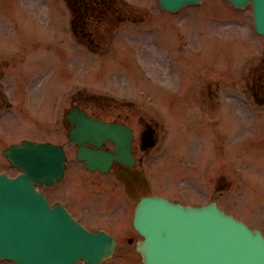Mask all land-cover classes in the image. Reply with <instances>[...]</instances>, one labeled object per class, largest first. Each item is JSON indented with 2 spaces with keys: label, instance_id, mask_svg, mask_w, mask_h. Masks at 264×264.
Masks as SVG:
<instances>
[{
  "label": "rangeland",
  "instance_id": "rangeland-1",
  "mask_svg": "<svg viewBox=\"0 0 264 264\" xmlns=\"http://www.w3.org/2000/svg\"><path fill=\"white\" fill-rule=\"evenodd\" d=\"M123 1L127 3L125 9H127V11L132 12V13L131 12L128 13L130 17L137 18L139 14H143V15L147 14L148 20H146L143 24L138 26L136 29L134 30L132 29V33L135 35V37L139 35L143 27L147 25L155 26L153 32L150 33V35L141 34L138 38L144 41V47L148 48L149 51L157 50L158 48L156 46L165 45L169 47L170 50H167V51H169L170 54L173 56L175 55L173 52L178 51L179 48L177 46L180 43L184 42L181 48L185 49V52L187 53L191 47H194L193 45H195L197 48H200L199 45H202L203 47L213 46L214 48L222 47L227 44V43L221 44L222 38L225 37L223 39L224 41L226 37H229L228 42H230L232 39L234 46H232L231 49L227 52L228 56L226 57V59H229L228 61L224 60V56H222L220 51L212 50L208 52V54L212 55L214 58H216L221 63V67L224 70L222 72V75L229 77L228 71L224 69L222 62L229 63V64L234 63L238 52L239 53L242 52L241 49L243 48L240 45L244 43L249 44L248 53H250V57L247 58L245 69L254 75L264 74V73L259 72V71H262V63H258L264 59V40H260L252 32V21L250 20V15H249L250 12L247 15L239 16V15H236L227 5L222 3V0H209V4L205 8H202L199 10L196 9V11L194 12H192L193 10L188 13L186 12L184 16L182 15L181 16H170V15L167 16L163 12L159 11V7L154 0H123ZM222 6L226 7L228 11L229 10L231 11V14L230 12L227 14L228 16H230L229 22H225L223 18H219L218 20H216L215 18V15L220 16L218 12L220 10L222 11ZM118 8H120L119 5H118ZM58 17L65 20L66 12L62 10L60 13H58ZM115 17L116 19L119 18L121 20H124L123 16L121 15H115ZM186 22L192 25L195 28V30H192L186 24ZM58 24H60V19L58 20ZM166 28L170 31V33H165ZM125 31H130V29H121L117 34V36L118 35L119 36L116 38L115 41H113V43L123 40L124 35L122 34ZM217 34L220 35V38H216ZM162 38L167 39L168 42ZM135 44L137 45L136 42ZM127 45L129 44L127 43ZM65 46H68V43H66ZM126 53H133V50L120 47L118 48L116 54L121 55L120 57L122 59L118 61V60H114L112 57L110 60L111 62L108 60L107 62L108 64H111V63L114 64V66L120 70V75L116 77L117 81L121 82L124 86H130L134 88L136 93H140L139 95H135V97H131L130 99L133 101L138 99L137 100L138 105H136V107L137 106L140 107V112L141 113L145 112L146 113L145 115L148 118L151 116H155V112L153 108L149 107L146 103H144L143 102L144 100L141 97V94L143 93L144 88H142V86L140 87V89H137L135 87L139 84V82L136 83L134 81L135 79H139L137 68L134 63L135 59H133L132 61L131 55H127L125 57L124 54ZM144 53H147V52L144 51ZM137 58L138 59L141 58L143 60L142 55L141 56L138 55ZM87 61L88 62L90 61V63L86 66V69L88 67L93 66L94 64H97L95 59L89 56L87 57ZM103 61L104 60L102 59V63ZM218 61H215V64H218ZM130 62H132L133 67H130ZM160 64L161 65L159 67L153 64L154 69L157 72H159L160 69H164L165 66L163 65L165 64V58L163 60V58L161 57ZM254 66H258L259 68L257 70H254L253 68H251ZM209 68H214V66L211 65L209 66ZM125 69L127 70L125 72V77H124L122 74H123V70ZM108 73L110 74V70L108 71ZM103 75L104 76L107 75V72H104ZM243 76L244 75H242L241 78L236 76L230 79V82H229L231 84L230 91L237 90L238 86L235 83L236 81H240L239 83L243 84V86L245 85ZM242 78H243V81H242ZM76 79L82 80L80 77L72 78L71 79L72 85H70L71 90L75 89L77 91L78 88L83 89L84 86H76V85H80L79 83H76L75 85ZM85 80L89 82V87L92 88V89L88 88L90 90L85 91L86 95L91 96L94 93H99L101 91H104V93L107 94L105 92V84H106L105 82L101 84H96L94 86L91 83V80H88V79H85ZM117 84L119 85V83ZM249 84L247 83V88L249 92L254 93L256 89L258 90L257 85H254V84L249 85ZM115 91L120 93V97H117V100H122L120 98L128 97V94L123 93L121 90L117 88H115ZM68 94H74V93L67 92V95ZM151 94L152 92L148 91L146 93V96L151 95ZM97 96L95 97L92 96L89 98H91L94 101H97V100L102 101V100L97 99L99 98ZM167 98L171 102L176 100V98H173L171 95H167ZM179 99L180 98H177V100ZM184 99L186 100V103L182 104V107L180 108L182 113L178 112V119L184 118L185 119L184 121H187V122H191L192 120H194L195 126H192V128L189 127L188 130H185L186 124H184V122L181 123L178 120L179 121V128H178L179 139L177 142L176 149L173 148L170 154H172L176 158L175 160L179 161V165L173 166L169 164L167 167H165L166 168V171H165V169L163 168V166H165L164 165L165 160L157 161L158 163L155 165V168L157 169L158 166H159V170L162 168L160 175H158V173L155 174L157 178V182H158L157 183L158 188H159V190L157 191H160V192H163L169 195H175L177 194L179 190L176 188L177 187L176 182H174L173 180L184 178L186 188H187L186 191H188V193H190L192 189H194L193 191L196 192V189H198L199 187L200 190L204 191V194L201 195V198L204 199L202 196H205L207 198L209 197L211 193L215 192L216 193L215 196L216 197L218 196L221 203H223L226 207H228L229 209H234L236 211H237V208L238 209L242 208L245 216L255 218V221L253 223L259 226H264V203H261L255 194V191H257V192H260L262 195H264V137L253 139L252 142L246 146V149L248 151L246 150L244 152H247V153H242L240 156L233 157V160L236 163V165L240 167H244L245 170L248 171L249 176L251 178L253 176L254 184H256L255 186H250V188L246 192L244 201H240L238 198L239 187L237 183L238 181H241V175L238 172L237 168L234 167L233 171H231L229 168L226 167V163H228L227 161L229 160L224 156V154L222 156H217L216 160H211V159L206 160L205 159L206 157L214 158V156H210V155L214 154L215 149L218 154L219 152L227 150V148L224 147L222 143V141L224 142L226 138L221 137L218 134V131L215 125L214 126L212 125V121L214 120V116H215V114L213 113V110L210 112L209 115L206 116V120L204 121L203 120L204 114L202 110H199L196 107V100L192 98H184ZM201 99L204 100V97H201ZM210 104L212 106V102H210ZM117 105H120V104H117ZM214 106H216L217 108V102H216V105H213L212 107ZM220 106L222 107L223 105H220ZM242 107H244V105L240 101L235 100V102L232 104L230 109L232 112H236L241 109L242 113H244V109ZM89 108L93 110L95 107L89 106ZM47 109H48V102L44 101L42 110L47 111ZM155 110L157 113L160 112L162 114L159 108H156ZM130 111L131 110H129L128 108L123 107L121 109V113L124 115L122 119L126 120L129 123L130 122L137 123L138 117L135 120L134 117L132 116V113H130ZM150 112L152 113L150 114ZM172 112L174 113V111ZM219 116H220V112L218 114V117ZM12 119L14 121H17L18 123L16 126L12 127V129H17L20 126H22L23 123L19 121L17 118L12 117ZM196 122H197L198 128H196ZM41 126L42 125L35 126V127H25L21 131L26 132V133H32L33 131L40 130ZM208 126L213 128V131H210L209 133L205 134L204 130ZM46 129L48 131L47 133L40 132L39 135L43 137H52L49 132L48 124H46ZM164 131L165 129L162 130V136H161L162 138H163ZM219 132L224 133L225 131L221 130ZM250 132L251 131L245 132L243 137L242 135H239L237 137L236 142H239L241 139L245 138V136L249 135ZM213 133L216 136L215 138H219L215 140L216 141L215 145H214V140H211V136ZM253 135H254V132H253ZM163 140L166 142L165 139ZM196 143L198 145H196ZM234 144L239 145V143H234ZM204 145H206L204 153L208 154V152H210L211 154H209V156H205L203 160L201 158H198L197 159L198 162H196V152L198 149H201L202 147H204ZM159 153H160L159 149L156 150L155 152L153 151L152 158L160 157ZM252 159H256V160L262 159V161L256 162V161H252ZM247 162H249L250 164V169L247 167ZM74 166L77 169L80 168L78 164H74ZM200 170H201V173H200ZM161 174L165 176H162ZM183 174H186L189 178H185ZM160 176L166 177L169 180L166 184V187L164 188H162L163 183H161ZM91 177L92 176L88 178L90 180H93L95 183H97V180H96L97 178L95 177L96 179H92ZM75 180H72L68 184L69 186L66 188V191H65L66 197L68 199L70 198L72 201H75L74 203L76 204L77 207H79V205H84V202L90 205L100 204L102 207L103 205L102 203L104 202L99 201V200H102V191L100 190V188L99 187H94V189L88 188L89 191L93 192V198L90 200L86 197V195L81 194L80 190L82 189L79 188L76 185V183H74ZM86 181H87V185L91 184V182H89L88 180ZM102 181L104 180L102 179ZM83 192L86 194V191L84 190V188H83ZM106 203L113 205L114 201L111 199L107 201ZM111 205L109 207H111ZM89 214L92 215V212H88V215ZM117 220L118 222H120L118 218ZM97 221L98 219L96 218L88 219L89 224L92 226L96 225ZM99 221H105V223H107L105 219L99 220ZM127 228L129 227L127 226ZM127 228L123 226L122 230H120L121 237L128 238L132 236V231H130ZM130 253H131L130 248L121 250V253H119L118 256L122 257L123 255H125V258L120 259L119 261H116L117 259L114 261H111V264H113L115 261L119 262L118 264H122L124 261L125 263L128 264L129 258L132 264H138L135 255L134 254L130 255Z\"/></svg>",
  "mask_w": 264,
  "mask_h": 264
},
{
  "label": "water",
  "instance_id": "water-1",
  "mask_svg": "<svg viewBox=\"0 0 264 264\" xmlns=\"http://www.w3.org/2000/svg\"><path fill=\"white\" fill-rule=\"evenodd\" d=\"M176 1H179V0H163V3H164L163 5L164 6H166V5H173Z\"/></svg>",
  "mask_w": 264,
  "mask_h": 264
}]
</instances>
